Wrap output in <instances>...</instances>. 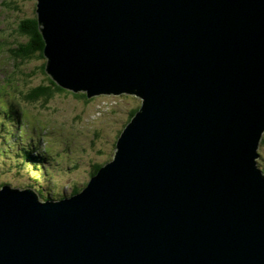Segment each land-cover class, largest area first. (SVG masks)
Returning a JSON list of instances; mask_svg holds the SVG:
<instances>
[{
	"label": "water",
	"instance_id": "obj_1",
	"mask_svg": "<svg viewBox=\"0 0 264 264\" xmlns=\"http://www.w3.org/2000/svg\"><path fill=\"white\" fill-rule=\"evenodd\" d=\"M45 72L134 95L78 193L0 187V264H264V0H36Z\"/></svg>",
	"mask_w": 264,
	"mask_h": 264
},
{
	"label": "rangeland",
	"instance_id": "obj_2",
	"mask_svg": "<svg viewBox=\"0 0 264 264\" xmlns=\"http://www.w3.org/2000/svg\"><path fill=\"white\" fill-rule=\"evenodd\" d=\"M36 10V0H0V85L13 91L19 108L18 119L11 126L0 107V187H31L43 201L58 200L72 196L77 189L80 192L97 168L113 159L118 138L142 101L126 94L86 101L81 93L67 92L46 101L27 100L32 88L49 82L41 70L46 59L10 62L8 48L25 42L20 23L36 18ZM10 79L15 86L4 83ZM0 102L5 104L3 98ZM259 153L258 164L264 170V143ZM38 161L42 164H33Z\"/></svg>",
	"mask_w": 264,
	"mask_h": 264
},
{
	"label": "trees",
	"instance_id": "obj_3",
	"mask_svg": "<svg viewBox=\"0 0 264 264\" xmlns=\"http://www.w3.org/2000/svg\"><path fill=\"white\" fill-rule=\"evenodd\" d=\"M19 33L21 37L25 39V42H20L19 44L14 45V47L8 48L9 49L8 59L10 60V62H15V63H19L23 61L28 62L35 57L44 59L43 50H44L45 43H44L42 34L39 31V24H38L37 17L21 21L20 26H19ZM14 66L17 67L16 64H14ZM41 70L45 72V64L42 65ZM28 76L32 77L31 73H29ZM48 81L49 82L47 85H38L35 88H32L31 91L26 94L25 98L31 102L38 101L40 99H44L46 101V100L51 99L56 94H61V93H66V92L70 94L74 93L72 91L61 88L59 85L53 82L49 77H48ZM4 83L10 84L11 87L15 86L14 84L15 81L13 79H10L8 80V82H4ZM81 94L82 95H79V96L84 97L86 101L91 100L87 97L86 94H83V93ZM16 97L17 96H14L13 91L12 92L8 91L4 89L2 85H0V100L3 98L4 103H5L3 104L0 102V107L2 108L4 112V115L6 114V116H4L5 122L8 120L9 123H11V126L13 125L15 120L18 119V114H19L18 106H15V104L17 103ZM136 112L137 110L132 113L131 118L132 116H134ZM4 128H6V126H4ZM0 131H2L1 128H0ZM8 133L9 131L7 130L6 134L8 135ZM263 143H264V138L262 140L261 145ZM24 148L27 152V150L29 149V144L27 147H24ZM25 159H28V157H26ZM33 164L37 165V164H42V163H39L38 161ZM99 169L100 168H97L95 173ZM78 192L79 190L77 189L75 193H78Z\"/></svg>",
	"mask_w": 264,
	"mask_h": 264
},
{
	"label": "bare ground",
	"instance_id": "obj_4",
	"mask_svg": "<svg viewBox=\"0 0 264 264\" xmlns=\"http://www.w3.org/2000/svg\"><path fill=\"white\" fill-rule=\"evenodd\" d=\"M66 197V196H65ZM62 199V198H61ZM51 200H56V199H51ZM59 200V199H58Z\"/></svg>",
	"mask_w": 264,
	"mask_h": 264
}]
</instances>
